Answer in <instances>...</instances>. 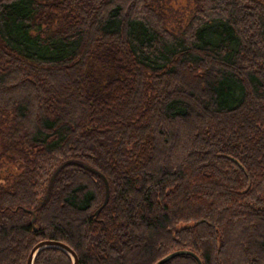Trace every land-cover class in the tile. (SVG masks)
I'll list each match as a JSON object with an SVG mask.
<instances>
[{"label":"trees","instance_id":"16d2710c","mask_svg":"<svg viewBox=\"0 0 264 264\" xmlns=\"http://www.w3.org/2000/svg\"><path fill=\"white\" fill-rule=\"evenodd\" d=\"M169 1L0 0V264H264V0Z\"/></svg>","mask_w":264,"mask_h":264},{"label":"rangeland","instance_id":"374dc122","mask_svg":"<svg viewBox=\"0 0 264 264\" xmlns=\"http://www.w3.org/2000/svg\"><path fill=\"white\" fill-rule=\"evenodd\" d=\"M192 2L189 0H171L166 3L165 9L168 13V20L170 26L178 27L183 25L192 12ZM90 66L101 65L104 62L116 61L113 58L112 50L106 47H96L92 49L91 56L89 58ZM93 68V67H92ZM105 89V88H104ZM99 90L98 96H105L106 94ZM9 181H12L14 176V169L9 167V170L5 172Z\"/></svg>","mask_w":264,"mask_h":264},{"label":"water","instance_id":"95a60500","mask_svg":"<svg viewBox=\"0 0 264 264\" xmlns=\"http://www.w3.org/2000/svg\"><path fill=\"white\" fill-rule=\"evenodd\" d=\"M63 164H66V162L63 163ZM63 164H62V165H63ZM62 165H60L59 167H57V169H56V170L54 171V173L51 175V181L53 180L54 176L56 175V173L58 172V170L61 168ZM84 166H85L86 168L90 169L91 171L97 173L96 169H94V168H92V167H90V166H87V165H84ZM104 182H105V199H104V202H106L107 199H108V193H109V191H108V183H107V181H106L105 178H104ZM47 198H48V194H45L44 199L41 201V205L44 204L45 199H47ZM33 219H34V216H33V218H32V222H33ZM46 247H59V248L63 249L64 251H66V252L71 256V258H72V262H73L72 264H79L78 257H77V255H76V253H75V252H74V251H73L68 245H66V244H64V243H62V242H60V241H58V240H53V239H45V240H41V241H39L38 243H36V244L31 248V250H30V253H29V255H28V258H27V262H26V264H33V258H34V256H35V254H36L38 251H40L41 249L46 248ZM179 253H180V251H177V252H174V253H172V254L166 256L165 258H163L162 260H160L158 264H162V263L166 262L168 259L174 257L175 255H177V254H179ZM192 254H193V253H192ZM193 255H194V254H193ZM194 256H195V255H194ZM195 257H196V256H195ZM196 258H197V257H196Z\"/></svg>","mask_w":264,"mask_h":264}]
</instances>
